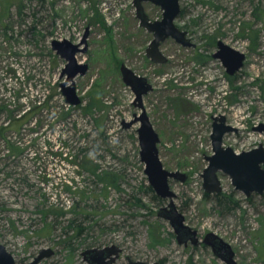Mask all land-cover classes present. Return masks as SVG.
I'll list each match as a JSON object with an SVG mask.
<instances>
[{"label": "rangeland", "instance_id": "374dc122", "mask_svg": "<svg viewBox=\"0 0 264 264\" xmlns=\"http://www.w3.org/2000/svg\"><path fill=\"white\" fill-rule=\"evenodd\" d=\"M179 6L174 24L193 46L167 38L159 46L167 62L155 64L146 56L152 34L139 26L133 0H0V244L16 264L41 250L53 255L40 264H87L84 250L110 246L121 250L114 264H225L209 247L179 245L157 216L168 200L144 192L139 124L124 126L143 112L159 136L163 167L188 176L169 181L185 224L200 240L207 233L223 239L237 264H264V192L246 198L218 172L222 194L237 202L220 213L215 194L204 197L201 177L213 153V118L235 130L223 136L224 147L264 150V0ZM143 7L151 21L161 20L158 6ZM64 40L86 46L75 57L87 72L66 84L81 99L75 107L62 95L66 61L52 50L53 41ZM218 41L245 55L233 76L212 57ZM121 65L152 87L141 105ZM24 112L31 114L13 121ZM84 162L115 173L117 187L87 173ZM70 221L83 234L76 237Z\"/></svg>", "mask_w": 264, "mask_h": 264}, {"label": "water", "instance_id": "95a60500", "mask_svg": "<svg viewBox=\"0 0 264 264\" xmlns=\"http://www.w3.org/2000/svg\"><path fill=\"white\" fill-rule=\"evenodd\" d=\"M149 2L158 6L162 11L161 20L151 21L146 15L143 3ZM135 16L139 21V26L152 34L147 49L146 56L155 64H165L167 58L159 51L161 42L167 38H173L183 47H192L193 44L187 38V33L178 29L174 22L180 14L179 0H133ZM85 41L72 44L67 40L53 41L52 50L66 61L63 75L66 74V82L61 85L62 95L66 104L78 106L81 99L77 94L75 86H66L77 75L83 76L88 70L86 64L76 61L78 53L86 52V46L81 48ZM216 52L213 59H218L226 68L229 76L237 73L244 64L245 55L227 46L221 41L216 43ZM122 80L136 96V101L141 105L142 96L152 90L147 80L137 76L133 71L124 65L120 67ZM219 122L220 124H217ZM134 124H139L137 128V138L139 145V159L144 165V174L147 177L148 185L154 194L162 199L168 200V204L161 208L157 216L169 222L173 229L176 241L179 245L186 247L190 243L193 247L204 245L209 247L216 258L225 264H237L235 253L231 246L214 233H207L202 240L198 238V232L185 224L184 216L177 210L173 203L176 194L169 186L170 180L186 182L188 176L178 171L166 170L159 158L158 144L159 136L155 132L147 115L143 112L135 116L133 121L124 124L125 128H130ZM235 130L225 125L223 117L213 118V132L210 136L212 145V155L206 157L207 167L201 175L203 179V189L207 194L222 193L221 182L218 172L229 176L232 186L236 191L242 192L246 198L252 194L261 195L264 192V150L260 145L258 148L248 152L235 153L231 148L222 144L223 136ZM121 250L116 246L104 247L100 249H86L81 256L87 264H113L118 259ZM53 255L52 250H41L32 262L27 264H40L45 258ZM0 264H15L12 255L0 244ZM126 264H160L132 261L127 258Z\"/></svg>", "mask_w": 264, "mask_h": 264}, {"label": "trees", "instance_id": "16d2710c", "mask_svg": "<svg viewBox=\"0 0 264 264\" xmlns=\"http://www.w3.org/2000/svg\"><path fill=\"white\" fill-rule=\"evenodd\" d=\"M97 104H98L97 102L90 104L88 109H92L94 107V105H97ZM33 112H35V108H34ZM28 113L29 112H24L22 114H19V117L14 118L13 121L21 122V119L28 117V115L31 114V113H29V114ZM13 115H14V113L10 112L11 118L13 117ZM81 166H82V164H81ZM83 167L87 171V173H89L91 176H94V177L98 178L100 181L105 182L110 187L111 186L115 187V188L117 187L116 184H117L119 177L115 173L110 172V171H100L96 165L89 164L86 162L83 163ZM144 192L149 193V195H151L153 199L158 200L160 202L162 201L161 199L157 198L154 195L151 187L148 186V187L144 188ZM204 197L208 198L209 195L205 194ZM214 198H215V205L218 208V212H220V213H222L224 211H226V212L230 211V210L232 211L233 209H235L237 207V202L234 201V199L229 195H225V194L220 193V194H215ZM139 202L140 201L137 200V203H139ZM49 212L50 211H48V212L42 211L41 213L43 214L44 217H46ZM63 214H64V212H60L59 214H56V215L60 216ZM73 223H74L73 221H70L68 228L75 229L76 235H77L76 237H79L81 234H83V231L85 230V228L82 227L81 224H78L75 226ZM152 241H156V240L153 239Z\"/></svg>", "mask_w": 264, "mask_h": 264}, {"label": "flooded vegetation", "instance_id": "af4514ba", "mask_svg": "<svg viewBox=\"0 0 264 264\" xmlns=\"http://www.w3.org/2000/svg\"><path fill=\"white\" fill-rule=\"evenodd\" d=\"M187 246H188V245H187ZM187 246H186V247H187ZM116 260H117V259H116ZM115 262H116V261H115ZM115 262H114V263H115ZM86 263H87V262H86ZM114 263H113V264H114ZM15 264H16V263H15Z\"/></svg>", "mask_w": 264, "mask_h": 264}]
</instances>
